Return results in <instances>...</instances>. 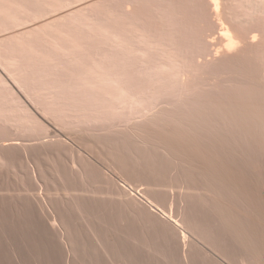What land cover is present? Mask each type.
Returning a JSON list of instances; mask_svg holds the SVG:
<instances>
[{
    "label": "rangeland",
    "instance_id": "1",
    "mask_svg": "<svg viewBox=\"0 0 264 264\" xmlns=\"http://www.w3.org/2000/svg\"><path fill=\"white\" fill-rule=\"evenodd\" d=\"M210 4L0 0V264H264V9L198 60Z\"/></svg>",
    "mask_w": 264,
    "mask_h": 264
},
{
    "label": "bare ground",
    "instance_id": "2",
    "mask_svg": "<svg viewBox=\"0 0 264 264\" xmlns=\"http://www.w3.org/2000/svg\"><path fill=\"white\" fill-rule=\"evenodd\" d=\"M237 0H210V2H211V15H212V19H213V22H208L209 24H208V27L207 26H204V27H207V29H204V32L206 33V37H208V39L213 43V46H211L212 47V49L214 48V51H211L210 50V46H202V52L204 53V54H200L199 52L197 53V54H199L198 55V60L199 59H201V58H203L204 56L206 57V55H208L209 53H211V55L213 56V59L212 60H214V58H217V57H214V53L213 52H215V53H217L216 55H218L219 53H221V52H227V53H233V52H235V51H238V50H240V49H243V48H245V47H247V45H249L250 43H252V42H254L256 39H258V37H259V35H260V32H257V31H255L256 30V28L254 29V30H247L246 28H247V26H248V24L252 21H254V13H256V12H259V11H262L263 9H264V0H247L248 1V4L247 5H245L244 7H245V13L244 14H242V12L240 11H238V9H236V7L234 8V6H235V2H236ZM244 7H242V8H244ZM210 16V15H209ZM253 19V20H252ZM251 20V21H250ZM204 21V22H203ZM206 20L205 19H202L201 20V22H200V24H202V25H207L206 23L207 22H205ZM251 22V23H252ZM251 23L249 24V26L251 25ZM201 25V26H202ZM248 26V27H249ZM203 27V26H202ZM191 29H192V27H190ZM240 28L243 30L244 28L247 30V36L246 35H244V32H243V34L241 33V31H240ZM251 28V27H250ZM203 29V28H202ZM252 29V28H251ZM206 30V31H205ZM245 30V31H246ZM244 31V30H243ZM203 32V33H204ZM246 34V33H245ZM205 35V34H204ZM208 39H206L207 41H208ZM204 42H206V41H204ZM257 42V41H256ZM207 43V42H206ZM210 43V42H209ZM209 43H207V44H209ZM256 44V43H255ZM205 45V44H204ZM212 45V44H211ZM9 45H7V46H4V45H0V54L2 53V52H4L5 50H6V48L8 47ZM250 46V45H249ZM249 46H248V48H249ZM251 46H253L252 44H251ZM203 47L205 48V47H208L209 48V52H208V48H205V49H203ZM252 48V47H251ZM250 48V49H251ZM201 49H200V51H201ZM247 48H245V50H246ZM206 50V51H205ZM246 51H248V52H246L247 54L250 52L249 50H246ZM244 52V51H243ZM243 52H241V53H243ZM245 53V54H246ZM197 54H196V56L195 57H197ZM223 54V53H222ZM221 54V55H222ZM239 54H240V52H239ZM210 55V54H209ZM208 55V56H209ZM231 55V54H230ZM212 56H210V57H212ZM223 56V55H222ZM228 56H229V54H228ZM239 56V55H238ZM240 56H242V55H240ZM244 56V55H243ZM242 56V57H243ZM245 56H247V55H245ZM226 57V56H225ZM234 57V56H233ZM233 57H231V58H233ZM208 58V57H207ZM206 58V59H207ZM230 58V59H231ZM237 58H239V57H236V59ZM241 58V57H240ZM224 59H228V58H224ZM204 60H205V58H204ZM0 63H2L1 61H0ZM11 64V63H10ZM2 66L4 67V69L9 73V75H10V77L15 81V83L19 86V87H21L22 89H24V91L26 92V94L27 95H29V97H31L32 98V96H31V94H29L28 92V89L26 88V86H24L25 84L22 82V79H21V77H20V74H19V72L17 71L18 69H16L14 66H13V64H11L10 66H7V65H5V64H2ZM98 67V66H97ZM13 68V69H12ZM16 70H15V69ZM171 69H172V67H171ZM174 69H176V68H174ZM173 69V71H175ZM188 72V71H187ZM186 72V73H187ZM186 73H184V71H182V75H184V76H186L187 74ZM104 79L107 81V80H110L112 83L113 82H117V83H119L120 82V79L119 78H117V77H109V78H107V76H106V74H105V77H104ZM0 83H2V84H5V82L2 80V78L0 77ZM1 84V85H2ZM117 89L118 90H120V91H122V86L121 85H118L117 86ZM256 97V96H255ZM262 98V97H261ZM261 98L260 99H258V96H257V99L259 100V101H261ZM263 100H264V98H262ZM259 101H258V103H259ZM17 103V102H16ZM255 103V102H254ZM257 103V102H256ZM261 104L263 103V105H264V102H260ZM248 104H250V103H248ZM251 104H253V103H251ZM250 104V105H251ZM17 105H18V103H17ZM17 105H16V107H17ZM247 105V104H246ZM249 105V106H250ZM254 105V104H253ZM257 105V104H256ZM256 105H254V106H256ZM257 106H259V105H257ZM256 106V107H257ZM251 107V106H250ZM249 107V108H250ZM260 107H261V105H260ZM260 107H258V108H260ZM18 108L19 109H22V110H24V111H22V110H20V111H22V113H25L26 112V109L24 108V107H22V106H18ZM257 108V109H258ZM209 109H211V108H209ZM263 109H264V106H263ZM237 109H235V111H236ZM259 111H260V109H258ZM261 110H262V108H261ZM264 111V110H263ZM234 113L233 111H230V113ZM258 113V112H257ZM237 114V113H236ZM263 114V113H262ZM260 117H262V119L264 118V116L263 115H261ZM260 117L258 118L259 120H260ZM228 119V118H227ZM231 119H232V117H231ZM230 119V120H231ZM229 120V119H228ZM235 120L236 119H233V121L235 122ZM180 121H182V119H180ZM180 121L179 120H177L176 122L177 123H180ZM184 121V120H183ZM241 121V120H240ZM240 121H237V122H240ZM185 122V121H184ZM183 122V123H184ZM260 122H264V121H260ZM173 123H175V121H173ZM182 122H181V124H183ZM258 124H260V123H258ZM2 165V159L0 158V166Z\"/></svg>",
    "mask_w": 264,
    "mask_h": 264
}]
</instances>
